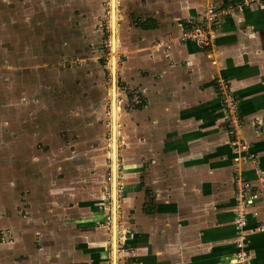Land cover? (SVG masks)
Returning a JSON list of instances; mask_svg holds the SVG:
<instances>
[{"label":"crops","instance_id":"1","mask_svg":"<svg viewBox=\"0 0 264 264\" xmlns=\"http://www.w3.org/2000/svg\"><path fill=\"white\" fill-rule=\"evenodd\" d=\"M103 1L0 0V15L4 3L8 15L47 23L44 18L73 9L97 15ZM211 1L219 0L116 1L123 85L116 104V227L121 224L124 234L119 263L235 264L241 208L235 179L243 175L259 191L244 208L245 248L250 264H264V232L255 228L264 213V177L257 175L264 176V7L251 5L221 18L205 49L180 42L185 17L200 14ZM217 76L237 99L239 137L255 161L230 144ZM132 94L139 95V104L130 103ZM4 156L0 181L10 185ZM44 180L41 173L40 193L26 199L22 214L9 191L1 201L0 230L10 240L0 242V264H112L114 258L116 264L106 208L80 200L74 185L46 184L43 191ZM37 187L31 186V195Z\"/></svg>","mask_w":264,"mask_h":264},{"label":"rangeland","instance_id":"2","mask_svg":"<svg viewBox=\"0 0 264 264\" xmlns=\"http://www.w3.org/2000/svg\"><path fill=\"white\" fill-rule=\"evenodd\" d=\"M1 8L0 155L9 163L11 183L0 181V204L9 191L16 197L17 214L24 213L26 201L40 193L43 173V191L46 184L74 185L80 200H94L111 215L109 0L103 1L97 15H81L73 9L74 14L44 18L47 23L36 17L28 23L25 15H8L10 5L2 3ZM115 56L117 104L123 91L117 71L122 60L119 41ZM119 140L120 132L117 167ZM36 185L31 195L29 190ZM244 198L242 194L240 199ZM120 225L116 243L124 235ZM9 240L6 230H0V242ZM118 245L121 242L116 244V264H122Z\"/></svg>","mask_w":264,"mask_h":264},{"label":"built area","instance_id":"3","mask_svg":"<svg viewBox=\"0 0 264 264\" xmlns=\"http://www.w3.org/2000/svg\"><path fill=\"white\" fill-rule=\"evenodd\" d=\"M251 5L264 7V0H219L218 2H209L205 5L202 12L198 15L187 16L184 19V26L179 35L180 42H191L199 49H205L211 46L216 28L221 18L227 16L233 11L242 10ZM215 85L221 101L226 112V125L230 136V144L234 149L244 150L245 158L255 161V155L249 150V145L243 142L239 137V127L242 124V119L237 113V99L232 93L228 81L222 77L217 76ZM141 102V98L137 94H132L130 103L137 105ZM259 178H263V174L257 171ZM235 188L239 196L240 209L236 213V226L238 227L239 237L236 240V251L234 253L235 264H250V258L247 249L245 248V241L247 238L244 229L246 225L247 214L245 207L247 204L258 198L259 191L246 180L243 175L237 176L235 179ZM245 198L240 199L241 195ZM110 198L111 194H110ZM107 221H112L111 215L106 216ZM255 228L259 232H264V213L260 216ZM122 240L119 236L118 243Z\"/></svg>","mask_w":264,"mask_h":264},{"label":"bare ground","instance_id":"4","mask_svg":"<svg viewBox=\"0 0 264 264\" xmlns=\"http://www.w3.org/2000/svg\"><path fill=\"white\" fill-rule=\"evenodd\" d=\"M116 1L117 0H109V8H110L109 14H110V26H111L110 27L111 28L110 46H111V52H112L111 57H110V70H111V72L113 69L115 70V66H116V56H115V51L117 48V39H116L117 36L115 37V34H116V15H115ZM113 96H114V103H112V97ZM110 98H111V110H110L111 132H112V129H114V133L117 134V106H116V102H115L116 93L112 91V86L110 88ZM113 147H114V153L112 151ZM115 148H116V139L114 138V141H113L112 136H111V140H110V158L112 159L111 171L114 170V172H116ZM111 188H112V182H111ZM111 195L114 197V202H115V190L111 191ZM113 210L115 212V204H114ZM112 230H113V233H112L113 249H114V253H115V251H116V249H115V246H116V242H115V234H116L115 217L113 218V229Z\"/></svg>","mask_w":264,"mask_h":264},{"label":"water","instance_id":"5","mask_svg":"<svg viewBox=\"0 0 264 264\" xmlns=\"http://www.w3.org/2000/svg\"><path fill=\"white\" fill-rule=\"evenodd\" d=\"M115 72H116V66H115V70L113 69L111 72L112 73V78H111L112 79L111 80L112 91L116 93ZM115 102H116V98H115ZM112 103H114V96L112 97ZM111 136H112V140L114 141V138L116 139V134L114 133V129H112ZM112 151L114 153V147L112 148ZM116 153H117V149L115 148V161H116ZM116 170H117V168H116ZM116 178H117L116 172H114V170H112V190L113 191L115 190V199H116ZM114 204H115V212L113 210ZM116 208H117V201L114 202V197L112 196V217L113 218L115 217V227H116ZM113 218H112V220H113ZM112 224H113V221H112ZM113 260L115 261V258Z\"/></svg>","mask_w":264,"mask_h":264}]
</instances>
